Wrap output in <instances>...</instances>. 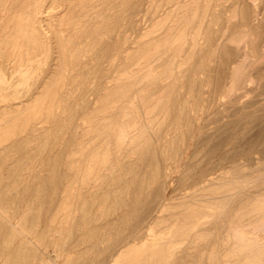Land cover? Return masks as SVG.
Returning <instances> with one entry per match:
<instances>
[{"label":"bare ground","instance_id":"1","mask_svg":"<svg viewBox=\"0 0 264 264\" xmlns=\"http://www.w3.org/2000/svg\"><path fill=\"white\" fill-rule=\"evenodd\" d=\"M142 1L146 21L124 49L130 37L115 35L122 19L135 23L126 6ZM252 8L247 0H0V57L17 74L7 85L28 90L22 99L0 97V150L24 135L40 143L57 126L89 60L102 57L113 72L65 125L62 139L76 138L56 142L69 144L57 146L59 170L30 174L31 162L27 172L0 173V221L17 237L0 250H40L29 259L38 264H84L95 250L100 264H264V157L227 161L243 153L244 139L247 150L261 149L264 126L248 116L257 129L235 134L233 149L225 135L233 107L240 114L261 104L255 64L264 37ZM172 182L182 191L167 195ZM126 216L132 225L115 247L78 239L100 242L99 229H118L126 223L115 220ZM82 242L87 253L75 254Z\"/></svg>","mask_w":264,"mask_h":264},{"label":"rangeland","instance_id":"2","mask_svg":"<svg viewBox=\"0 0 264 264\" xmlns=\"http://www.w3.org/2000/svg\"><path fill=\"white\" fill-rule=\"evenodd\" d=\"M11 1H13V0H11ZM247 1H249L252 5H253V8H255L256 9V18H255V21L258 23V25H256L255 26V29L257 30L258 29V27L260 28L259 30H257L256 32H257V36L260 38V37H264V5H263V3H264V0H247ZM259 1V2H258ZM256 2V3H255ZM141 4V5H140ZM139 5H136V6H134L133 8H131L132 7V5L131 4H129V5H127L126 7H127V10L124 12V15L126 14V13H129V12H131L132 10L131 9H134V19H135V23H134V25L132 26V24L130 25V24H127L126 22H125V18L124 19H122L121 20V22H122V25L119 27V32H118V35H117V33H116V35L115 36H117V37H119L120 35L122 36V35H127V36H129L130 37V40H128V41H126V42H124L123 43V48L125 49V48H127V46H129L130 44H132L130 41H131V39L135 36V34H136V31H137V29H139L141 26H143L144 25V22L146 21L145 20V14L147 13L146 12V6H147V3H144L143 1L140 3ZM146 4V5H145ZM259 4V5H258ZM143 5H145V6H143ZM256 5H258V6H256ZM262 6V7H261ZM141 7V8H140ZM139 8V9H138ZM252 8V9H253ZM144 10H145V12L146 13H144ZM259 11V12H258ZM255 11H253V13H254ZM249 16H250V14H249ZM259 16V17H258ZM257 18H258V21H257ZM241 20H243V18H241ZM125 23H124V22ZM263 21V22H262ZM262 25V26H261ZM262 27H263V29H262ZM128 29V30H127ZM262 30H263V32H262ZM260 33H259V32ZM130 33V34H129ZM261 33H262V35H261ZM129 43V44H128ZM106 45V44H105ZM105 45H104V47H105ZM113 46H114V44H112ZM111 45V47H109V49H108V51H107V54H108V52H110V50L112 49V46ZM122 48V49H123ZM101 58V59H100ZM227 57H225V56H223V58H221V61H223L224 59H226ZM95 59V60H94ZM113 59V58H112ZM111 59V60H112ZM228 59V58H227ZM229 59H231V57H229ZM100 60V61H99ZM52 59L51 58H48L47 59V61H46V63H45V65L47 64L48 66L52 63ZM91 61V62H90ZM115 61H117V59L115 60ZM262 61V62H261ZM5 62H7V61H5V58L4 57H0V97L2 96V98H7L9 101L10 100H18L19 98L20 99H22L23 97H25V94L28 92V90H27V88L26 87H23V86H19V87H16L15 88V86L14 85H12V86H8L7 85V83L8 82H10L11 80V83H13V82H15L16 81V79H17V74H15V73H12L11 71H9V69L7 68V63H5ZM95 62V63H94ZM103 62V63H102ZM106 62V61H105ZM104 62V58H102V57H96V58H93V59H91V60H89L88 61V64L87 65H84V66H82V71H81V75H80V77H81V82H80V84H79V91L78 90H74L73 91V93H72V100L73 101H71L72 102V104L71 105H68V108H66L65 109V111L63 112V114L61 115L62 116V118H61V120H59L58 122H57V126H56V124H55V122H54V124H53V126H51V128H50V132H49V134L47 135V136H39V140H40V143H34V144H32V145H30V144H28V143H26V139L27 140H30V136H28V135H24V136H22V139H21V137H18L12 144L10 143V144H7V145H5V147H4V149H1L0 150V164L1 165H5V166H16V167H14V168H9V167H5L4 169H2V168H0V173H4V175L5 174H7V173H9V174H14V173H20V172H27L28 171V169H24L23 168V166H25L26 164H28V163H31V162H33V164H35V167L34 168H31V169H29V171L27 172V173H30V174H37V173H40V174H47V173H53L54 172V170H59V169H56L57 168V160H55V158H59V157H63L64 156V153L62 152V153H60V151H57L58 150V148L59 149H61L62 147L64 148H67V147H69V144H67V143H63V144H60V145H56V142L58 141V140H61L62 139V137H61V135H62V133L64 132V131H66V129H65V125L66 124H70V125H73V124H75L76 123V116L79 114V112L81 113L82 111H83V109L85 108V104L87 103V99L88 98H93L92 97V95L93 96H95V92L97 91V87H99L100 85H101V83H103L108 77H110L111 76V74L113 75V72H112V70H107V71H105L104 70V66H105V64H107V63H105ZM49 63V64H48ZM3 64V65H2ZM91 64V65H90ZM211 64H214V63H211ZM260 64V65H259ZM261 64H262V66H261ZM90 66V68H89V66ZM264 59H259V61H257V65L255 64V69L258 71V72H256V75H258V73H259V75H258V84L260 85V87L259 88H257L256 89V96L255 97H257V98H259L260 99V105L258 104V105H255V106H250L249 108H248V110H246L245 109V112L248 114V115H246V113L244 112V113H240V114H237V113H239V112H233V110H234V107H233V110L231 111V119L229 120V123H228V127L230 126V128L228 129L227 128V130H226V134L225 135H228L227 136V139L229 140L230 138V140H229V142H228V145L232 148H234V146H235V144L236 143H238V142H240L241 141V139H240V137H238V136H236L235 134H237V135H244V132L246 133L247 132V130L249 131V129H250V132H255V130L257 129V125H255V127H253V121L251 120L252 119V116L254 117V116H256L255 114H257V119L259 120V122L260 123H258V126L259 127H262V126H264V101L262 100L263 98H264V78H261V77H264ZM113 66V65H112ZM212 67V69H211V71H210V73L211 74H213L214 73V65H211ZM4 67V68H3ZM96 67H98V68H96ZM84 68V69H83ZM94 68H95V70H94ZM102 68V69H101ZM3 69H4V71H3ZM46 69H49V67L47 68V66H45L44 67V71L43 72H45V73H47L48 72V70H46ZM96 69H98V70H96ZM47 72H46V71ZM87 70H89V71H87ZM44 73V74H45ZM95 74V75H94ZM105 74V75H104ZM263 74V75H262ZM85 76V77H84ZM105 78H104V77ZM260 76V77H259ZM6 77H9L8 79H5ZM92 77H94V78H92ZM89 78V79H88ZM88 79V80H87ZM104 79V80H103ZM10 80V81H9ZM94 80V81H93ZM261 80V81H260ZM88 81H90V83L88 82ZM89 83V84H88ZM99 83V84H98ZM91 84V85H90ZM94 84V85H93ZM3 85V86H2ZM262 85V86H261ZM82 87V88H81ZM90 87V88H89ZM95 87V88H94ZM205 87V86H204ZM203 87V89H202V91H203V94H202V96H207L208 94H206L208 91H204L205 89H207V87L208 86H206L205 88ZM88 90V91H87ZM31 91V90H30ZM263 91V92H262ZM85 92V93H84ZM89 92V93H88ZM261 92V93H260ZM93 93V94H92ZM206 94V95H205ZM18 95H19V97H18ZM24 95V96H23ZM23 96V97H22ZM74 96V97H73ZM85 96V97H84ZM87 96V97H86ZM18 97V98H17ZM84 98H85V100H84ZM80 99V100H79ZM82 99V100H81ZM77 100V101H76ZM79 100V101H78ZM88 100H90V99H88ZM91 101V100H90ZM74 102V103H73ZM76 102H78V103H76ZM205 102V101H204ZM83 103V104H82ZM73 104H74V106H73ZM76 104H77V106H76ZM82 104V105H81ZM254 107V108H253ZM231 109H232V107H230ZM257 108V109H256ZM261 108V111L259 110ZM230 109V110H231ZM250 109V110H249ZM253 111H252V110ZM229 110V111H230ZM256 110V111H255ZM76 112V113H75ZM249 112V113H248ZM76 114V115H75ZM238 115L236 118H234L233 116H235V115ZM248 118V116H250V118H248V120L250 121H248L247 120V118L245 117V116ZM72 117V118H71ZM244 117V118H243ZM242 118V119H241ZM245 119V120H244ZM242 122H241V121ZM61 121H62V123H61ZM70 121V122H69ZM235 123V124H234ZM251 123V124H250ZM60 124V126H58ZM241 124V125H240ZM247 124V125H246ZM249 124V125H248ZM55 125V126H54ZM244 125H246V126H244ZM262 125V126H261ZM227 126V125H226ZM247 126H249V127H247ZM56 129H55V128ZM240 128H243V129H240ZM244 129H246V130H244ZM71 130V129H70ZM70 130H69V132H70ZM234 130V131H233ZM242 130V131H241ZM244 130V131H243ZM252 130V131H251ZM52 132V133H51ZM229 132V134H227ZM243 132V133H242ZM73 133V132H72ZM234 134V135H233ZM74 134H68V135H66L65 137H63V139L64 140H66V141H71V139H75L76 137H75V135L73 136ZM232 135V136H231ZM231 136V137H230ZM261 136H263V137H261V140H260V142L262 143L263 141H264V134H262ZM48 137V138H47ZM58 137V138H57ZM236 137V138H235ZM263 138V139H262ZM20 139V140H19ZM24 139V140H23ZM33 139V138H32ZM37 139V140H38ZM44 139V140H43ZM57 139V140H56ZM62 139V140H63ZM70 139V140H69ZM239 139V140H238ZM43 140V141H42ZM47 140V141H46ZM233 140V141H232ZM234 140H236V141H234ZM42 141V142H41ZM238 141V142H237ZM46 142V143H45ZM244 142H245V144H244ZM232 143V144H231ZM247 142H246V140L244 139L243 141H242V145L244 146L243 147V153L241 154V153H239V154H235V156L234 155H232V156H230L229 158H228V160L227 161H229V160H235V159H239V160H243V161H247V160H251L252 158H251V156L253 157V159H256V158H258V157H264V151H262V150H264V143L261 145V146H263V147H261V149H258V148H253V149H248L247 150V144H246ZM55 147H54V146ZM57 146H58V148H57ZM60 146V147H59ZM246 147V148H245ZM6 148H7V150H6ZM55 148V149H54ZM62 148V149H63ZM64 148V149H65ZM232 148V149H233ZM36 151H35V150ZM38 149H39V151H38ZM52 150V151H51ZM250 151V152H249ZM262 151V152H261ZM246 152V153H245ZM261 152V153H260ZM59 155V156H58ZM63 155V156H62ZM237 155V156H236ZM248 155V157H246ZM251 155V156H250ZM58 156V157H57ZM257 156V157H256ZM55 157V158H54ZM12 158H13V160H12ZM14 158H15V160H14ZM22 158V159H21ZM36 158V159H35ZM233 158V159H232ZM244 158V159H243ZM247 158V159H246ZM251 158V159H250ZM9 159V160H8ZM10 159H11V161H10ZM32 159V160H31ZM39 159V160H38ZM252 159V160H253ZM226 161V160H225ZM53 162V163H52ZM59 162V161H58ZM5 163V164H4ZM7 163V164H6ZM11 164V165H10ZM17 165H19V166H17ZM42 165V166H41ZM46 165V166H45ZM50 165H52V166H50ZM44 166V167H43ZM50 166V167H49ZM46 167V168H45ZM24 169V171H23V169ZM36 168V169H35ZM41 169V170H40ZM27 170V171H26ZM7 171V172H6ZM39 171V172H38ZM129 171H130V168H129ZM13 172V173H12ZM37 172V173H36ZM4 177V179L2 180V183H4V182H6V180H10L11 179V177H8V176H3ZM8 177V178H7ZM36 178V176H32V179H35ZM8 180V181H9ZM38 183H35L34 182V186L32 187V188H30L29 189V191H28V193H30L28 196H32L34 193H35V188H40V186H42V184H43V182L41 183V182H39V181H37ZM172 184V185H171ZM48 186V181H45V184H44V186ZM176 185V186H175ZM34 188V189H33ZM33 189V190H32ZM177 190V191H176ZM31 191V192H30ZM34 193H33V192ZM179 191H182V190H180V188H179V184L177 183V182H172V183H170V185H169V187H168V189H167V195H175V194H177ZM177 192V193H176ZM45 195H47V194H45ZM20 198V196H17V198H16V201L14 200L13 201V205L15 204V205H17V204H19L21 201V198ZM18 199V200H17ZM46 204H47V202H45ZM128 218V216H126V217H122L121 219L120 218H118L117 220H115V224H113V225H120V223L121 222H124V224L125 225H122L123 223H121V225H120V227H118V229L116 228L115 230L114 229H112V230H110V228H100L99 229V232H101V233H99V235H103L105 232H106V234L104 235V236H102V239L103 240H101L100 242L99 241H96V240H98L100 237H98V236H96L95 238L93 237L92 239H90V240H88L87 241V238H83V237H75V236H73L71 239L70 238H67L66 240H64V241H62L61 243H64V244H66V245H69V244H71L72 242L73 243H75V240H77V238L78 239H81V240H84V239H86L85 241H84V243H87V244H89V245H92V243H94V247H99V246H101V247H103V248H105L106 250H107V248H111L110 246H114L115 247V245L117 244H115V242H118V236L119 235H121V234H123V232H126V231H128L129 229H130V223H131V225H132V222H130V221H132L131 220V216H129V218ZM120 219V220H119ZM127 219V220H126ZM126 221H128V222H126ZM97 222H98V220H97ZM120 222V223H119ZM130 222V223H129ZM44 224V220L43 219H41V224ZM42 224V225H43ZM128 224V225H127ZM118 225V226H119ZM109 226V225H108ZM127 226V227H126ZM1 228H2V223H1V221H0V240L2 239V241H0V244H4L5 242L4 241H8V240H10L11 238H13L12 240H14V241H16L17 240V237L15 236V235H11V234H8V232L7 231H5L3 228H2V230H1ZM119 228H121V229H119ZM101 229H102V231H101ZM107 229V230H106ZM108 230L109 231H111V232H108ZM118 230H119V232H118ZM104 232V233H103ZM108 232V233H107ZM114 233V234H113ZM109 234V235H108ZM115 235V236H114ZM114 236V237H113ZM3 237V238H2ZM15 238V239H14ZM74 238H76V239H74ZM112 238H114V239H112ZM3 239H5L4 241H3ZM95 239V240H94ZM71 240V241H70ZM65 241H66V243H65ZM70 241V242H69ZM89 242V243H88ZM84 243L82 242V243H79L77 246H76V249H79L80 251H75V254H80V255H83V254H85V253H87V252H81L84 248H81L82 246H84ZM96 244H99V246L98 245H96ZM103 244V245H102ZM104 244H106V245H104ZM112 244V245H111ZM110 245V246H109ZM1 246V245H0ZM80 246V247H79ZM27 247V248H26ZM78 247V248H77ZM107 247V248H106ZM15 248V249H14ZM23 249V250H22ZM28 251H27V250ZM29 249H30V252H29ZM104 249V250H105ZM11 250V252H9ZM10 250H4V249H1L0 250V258L2 259V261H1V263L2 264H23V263H25V264H38V262L37 261H30V260H36V259H38L40 256H42L43 254V252L42 251H40V250H36V249H32L31 250V248L30 247H28V246H22L21 247V245H19L18 247L16 246V245H14V247L12 248V249H10ZM17 250V251H16ZM24 250H25V252H24ZM36 252H35V251ZM32 251V252H31ZM94 251V250H93ZM13 252H14V254H13ZM27 252V253H26ZM39 252V253H38ZM82 253V254H81ZM5 254V255H4ZM7 254H8V256H7ZM36 256H35V255ZM21 255V256H20ZM31 255V256H30ZM35 257H34V256ZM40 255V256H39ZM9 256H10V258H9ZM100 256H101V252L99 251V250H95V252H89L88 253V256H85V260H84V264H100L99 263V259H100ZM29 257V258H28ZM38 257V258H37ZM87 257V258H86ZM89 257V258H88ZM6 258H7V260H6ZM30 259V260H29ZM4 260V261H3ZM20 260V261H19ZM6 261V262H5ZM12 261V262H11ZM22 261H24V262H22ZM14 262V263H13ZM19 262V263H18ZM0 263V264H1Z\"/></svg>","mask_w":264,"mask_h":264}]
</instances>
